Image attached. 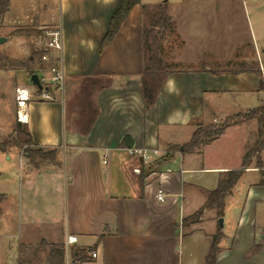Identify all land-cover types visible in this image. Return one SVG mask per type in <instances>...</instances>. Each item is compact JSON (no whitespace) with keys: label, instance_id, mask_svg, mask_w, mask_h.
Wrapping results in <instances>:
<instances>
[{"label":"crops","instance_id":"obj_1","mask_svg":"<svg viewBox=\"0 0 264 264\" xmlns=\"http://www.w3.org/2000/svg\"><path fill=\"white\" fill-rule=\"evenodd\" d=\"M39 1V8L37 3L28 8L41 9L34 14L38 29L47 32L60 26L63 32L66 84L63 93L51 87L50 100L33 90L17 115L36 146L58 149L59 163L37 168L25 153H14L25 163L17 194L0 193L6 196L0 204V225L10 227L3 237H15L16 244L14 258L2 257L0 264H20V247L42 241L49 244L47 249L57 244L66 250L72 235L77 242L69 245L71 264L76 250H86L88 256L76 264H208L218 232L222 237L214 264H264V150L263 167H257L254 158L227 195L222 228L214 208L183 223L205 205L206 192L216 189L225 172L242 166L244 154L255 142L249 133L257 135V120H231L222 134L188 153L167 149L187 143L201 125H220L263 104L260 77L239 69L217 71L209 60L206 69L171 72L148 105L142 85V29L145 10L161 0L135 5L104 48L122 0H59L55 13L50 3ZM228 1L233 0H168L167 5L172 6L169 15L177 19L179 30L186 21L187 44L211 57L221 45L211 37L209 26L226 28V16L233 9ZM263 2L248 3L257 11ZM10 9L11 4L6 14ZM232 24L230 33L239 25L237 18ZM255 34L251 39L258 52L264 33L258 29ZM15 36L20 35L9 40ZM237 36L235 47L243 38ZM20 37L21 42L30 39ZM67 100L74 102L77 115L80 106L90 108L87 127L82 128L75 116L73 126L64 132ZM125 137L130 139L124 141ZM131 148L147 150L151 158L131 155ZM159 191L164 200L157 198ZM43 251L46 256L47 250Z\"/></svg>","mask_w":264,"mask_h":264},{"label":"rangeland","instance_id":"obj_2","mask_svg":"<svg viewBox=\"0 0 264 264\" xmlns=\"http://www.w3.org/2000/svg\"><path fill=\"white\" fill-rule=\"evenodd\" d=\"M46 1L52 5L54 13L58 12L59 0ZM243 1L244 0H233L231 2L228 1V8H231L230 5L233 3V9L228 12L225 23L223 22L226 24V28L222 27L221 25V27L216 25L213 27V23L210 24L211 26H209V28L212 32L211 37L216 40L215 43H219V47L221 45L220 48L217 46L211 57H209L208 53L202 55V50H195V47L192 46V44H187L185 38V20L187 18L186 14L181 16L182 20L185 22L181 24L180 30L177 26V19L171 15V25L163 22L160 27L156 28L159 36V42L162 47L163 59L166 66L168 67L167 70L169 74L174 71L206 69L209 60L212 62V69L217 71L238 70L240 66L239 62H243L248 66L260 68V70L263 72L264 80V44L260 43L258 45V52H256L254 41L252 43L251 39V35L255 36V31L257 32L258 29H262L264 33V2L263 4H260L261 6L259 10L256 11L254 10V7L252 8L249 6V0H245V4ZM34 3H37V8H39V0H11L10 12L4 16L0 23V37L4 36L8 38L4 43H0V141L11 135L14 132L17 121H20L17 115V110L19 107L15 99L16 88L18 86H26L32 92L34 90L35 93H37V86L32 82L29 71L23 66L13 64L11 60H26L32 53L33 49L45 48L47 41V33L45 32V29H40L43 31L42 35L37 37H28L30 39H25L22 42V37L20 36H15L9 40L10 37L14 36L12 32L17 28L31 26L39 28L34 14L39 12L41 9H35L34 11L28 9L32 8L31 5ZM163 4L164 0H161V3H158L145 10V28H152L154 18L158 14L160 6ZM165 7L168 11V14H170L169 12L172 9L171 4L169 6L166 5ZM206 14L208 17L210 16L209 13ZM190 15H192V13H190ZM235 18H237V23L239 24L236 28L237 32L232 31L230 33V30H234L232 23ZM237 33L241 34L243 38L241 39V42H238L239 45L237 44V47H235L234 43H236V41L239 39L237 38ZM200 52L201 54L198 55ZM31 66L33 70H35L40 76L42 70L47 68L48 63L46 64L36 60L33 64H31ZM47 87L51 89L52 85ZM78 96L79 94H77L74 98V101L77 103L80 102L78 100L80 96ZM72 102L73 101L71 100L66 101L64 132L70 130V128L73 126L75 116L76 118L77 116L80 117L78 123L82 128L87 127V125L91 122L90 108L87 110V107L81 108L82 106H80L79 108L77 105V109L79 108L80 110L79 115H77L78 113L74 109V102L73 104ZM223 120L221 122H223ZM251 134L253 141H256L259 138L258 131L256 136L255 131H252V133L250 132L249 137H251ZM14 153H19L22 155L23 149L19 147H9L6 153L0 152V193L6 192L12 193L14 195L17 194L16 189L19 186L21 164L23 161L25 163V158L20 159L19 155H15ZM9 155L11 156L10 159L8 158ZM191 220L195 219L193 218ZM9 228V226L6 227L4 224L3 226L0 225V261L4 259H6V261H11L12 257L14 258L13 254L16 244L15 237H3L4 230H9ZM12 245L13 247L11 249ZM39 247L40 246L38 244L28 246L27 248L23 246L20 247V264H44L45 253L42 250L37 252L36 250L39 249ZM2 257L4 259H2Z\"/></svg>","mask_w":264,"mask_h":264},{"label":"trees","instance_id":"obj_3","mask_svg":"<svg viewBox=\"0 0 264 264\" xmlns=\"http://www.w3.org/2000/svg\"><path fill=\"white\" fill-rule=\"evenodd\" d=\"M141 0H122L121 6L113 15L108 33L106 34L102 48L106 45L110 44L116 34L118 33L122 23L128 17L131 9L140 4ZM11 0H0V23L3 20L4 16L8 12L10 8ZM166 23L168 25L172 24V18L168 14V11L164 5L160 6V10L158 14L154 18V22L152 28H143L142 29V45L144 51V70L142 75V85L144 90V95L146 97V101L148 105L154 103L156 99V95L160 91L163 82L169 75L167 70V66L163 59L162 47L159 42V36L156 31V28L160 27L162 23ZM12 34H18L20 36L25 37H37L43 34V31L36 28L35 26L31 27H22L15 29ZM46 52L45 48L42 49H33L32 53L26 60L13 59L11 60L13 64L18 66L25 67L30 76L36 73L33 70L31 64H33L36 60L42 62V56ZM238 71H249L257 74L260 77V89H264V80H263V72L260 68H255L248 66L246 64H241L239 66ZM44 88L40 89L37 87V92L42 94ZM48 90H50L48 88ZM243 118V119H256L258 123V134L259 138L254 142V144L246 151L243 156L242 166L238 169H232L225 172V174L220 178L218 182V186L216 189L207 191V200L205 205L198 210L192 216L184 218L183 223L187 224V222L191 221V219H197L203 213L205 208H214L217 211L219 217H222L224 214L225 201L227 195L231 192L233 187L236 185L238 180L244 174L245 170L250 167L253 159L256 160V165L259 168L263 167V160L261 157V153L264 150V103L258 107L251 109L248 113L245 114H237L226 120L224 123L220 125L216 124H207L199 126L193 133L191 139L180 145H169L168 150L170 152L181 151L183 153H188L205 143L207 140L214 139L224 132L227 128L231 120ZM130 139L129 137H125L124 141ZM9 147H19L23 149V153L26 154L30 163L34 167H40L46 163H54L58 164V149H44L38 147L34 144L33 137L28 130L27 126L21 121H17L16 126L14 128V132L6 137L5 139L0 141V152L6 153ZM169 154L166 155L169 157ZM264 184V181H262ZM6 198L5 194H0V204ZM2 213V208L0 205V214ZM222 237V233L218 232L214 235L212 246L210 253L208 255V264H214L218 253L220 252L219 242ZM49 244L45 241L40 243L39 249L37 252L47 250ZM90 251H92L90 249ZM73 261L76 264L77 261H82L88 258L86 250H76L72 255ZM44 264H66V250L64 247L59 246L57 244L50 245V248L47 250L45 256Z\"/></svg>","mask_w":264,"mask_h":264},{"label":"built area","instance_id":"obj_4","mask_svg":"<svg viewBox=\"0 0 264 264\" xmlns=\"http://www.w3.org/2000/svg\"><path fill=\"white\" fill-rule=\"evenodd\" d=\"M47 41L45 45L46 52L42 56V62L48 63L47 68L42 70L40 74V80L43 85L42 98L52 99V94L48 90L49 85L56 86L57 90L62 92L65 88V73L62 67V57L61 52L63 50V32L60 26H54L47 30ZM56 51L60 55L54 56L52 53ZM52 52V53H51ZM33 96L32 91L26 86H18L16 88V102L19 110L27 106L28 101L31 100ZM21 119V117H20ZM129 153L131 155H139L145 161L151 158V154L147 150L142 149H130ZM154 155H159L158 150H153ZM106 162V161H105ZM159 200H164L165 195L162 191L157 194ZM77 242V236H68L66 241V264H71L69 255V245ZM92 257H97L96 252L91 253Z\"/></svg>","mask_w":264,"mask_h":264},{"label":"water","instance_id":"obj_5","mask_svg":"<svg viewBox=\"0 0 264 264\" xmlns=\"http://www.w3.org/2000/svg\"><path fill=\"white\" fill-rule=\"evenodd\" d=\"M163 5L164 6L167 5V0H164V4ZM6 40H7L6 37H3V36L0 37V43H4ZM31 80L38 88H40V89L43 88V85L41 83L40 77H39V75L37 73H34V74L31 75ZM219 223H220V226L222 228L223 224H224V219L222 217H220Z\"/></svg>","mask_w":264,"mask_h":264}]
</instances>
